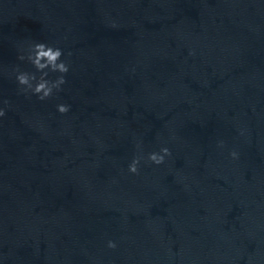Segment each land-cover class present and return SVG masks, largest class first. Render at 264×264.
I'll return each instance as SVG.
<instances>
[{
  "label": "water",
  "instance_id": "water-1",
  "mask_svg": "<svg viewBox=\"0 0 264 264\" xmlns=\"http://www.w3.org/2000/svg\"><path fill=\"white\" fill-rule=\"evenodd\" d=\"M0 109V264H264V0H0Z\"/></svg>",
  "mask_w": 264,
  "mask_h": 264
},
{
  "label": "clouds",
  "instance_id": "clouds-1",
  "mask_svg": "<svg viewBox=\"0 0 264 264\" xmlns=\"http://www.w3.org/2000/svg\"><path fill=\"white\" fill-rule=\"evenodd\" d=\"M62 51L59 48L45 45L44 43H35L31 45L27 54V60L32 64L37 72L40 73L37 77L33 73L18 72L16 75V81L18 85L22 86V90L25 92L30 91L33 95H36L39 100H45L52 96L54 90L60 91V86L65 83L64 75L68 72V65L61 60ZM18 59L24 60V56H19ZM47 69V71H45ZM49 72L60 73L55 80L47 79ZM35 81V83H33ZM5 103H7L5 101ZM57 111L61 114L69 111V106L65 104H58ZM5 113L3 109H0V116ZM170 155L169 149L162 147L157 152L149 153L147 160L155 165H160L164 162L165 156ZM230 156L236 158L237 153L231 152ZM140 157H134L131 163L128 165V172L132 174L138 173V164L140 163ZM107 247L114 249L116 243L109 240Z\"/></svg>",
  "mask_w": 264,
  "mask_h": 264
}]
</instances>
